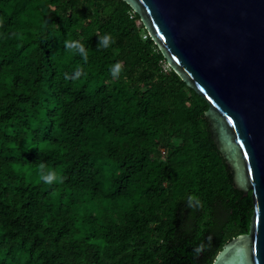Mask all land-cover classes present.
Segmentation results:
<instances>
[{"label": "trees", "instance_id": "16d2710c", "mask_svg": "<svg viewBox=\"0 0 264 264\" xmlns=\"http://www.w3.org/2000/svg\"><path fill=\"white\" fill-rule=\"evenodd\" d=\"M208 108L126 1L0 0V264H212L254 204Z\"/></svg>", "mask_w": 264, "mask_h": 264}, {"label": "water", "instance_id": "95a60500", "mask_svg": "<svg viewBox=\"0 0 264 264\" xmlns=\"http://www.w3.org/2000/svg\"><path fill=\"white\" fill-rule=\"evenodd\" d=\"M124 1L168 64L207 99L235 183L251 191L249 231L212 264H264V0Z\"/></svg>", "mask_w": 264, "mask_h": 264}, {"label": "clouds", "instance_id": "9594fccd", "mask_svg": "<svg viewBox=\"0 0 264 264\" xmlns=\"http://www.w3.org/2000/svg\"><path fill=\"white\" fill-rule=\"evenodd\" d=\"M115 40L114 38L111 36V34H105L103 37L100 38L99 41V45L101 47H105L107 48L110 44L114 43ZM66 48L70 49V50H75V51H79L80 54L82 55L83 59L86 61L87 60V52L84 49V46L82 44H80L79 42H71V43H66ZM111 74L114 78H119L120 72L122 71V64H120L119 62L116 63L111 69ZM81 75H83V72L81 69H78L75 74L71 77V79H77L79 78ZM68 75L65 74V79H68ZM40 171H41V179L45 182V183H52L54 181H57L58 179L62 182V177H57L56 173L54 171H48L47 173H45L44 168L45 166L43 164L39 165ZM200 249L198 248L197 251H199Z\"/></svg>", "mask_w": 264, "mask_h": 264}]
</instances>
